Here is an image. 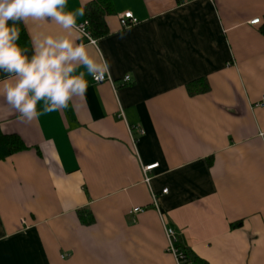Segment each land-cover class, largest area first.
Returning a JSON list of instances; mask_svg holds the SVG:
<instances>
[{
    "label": "crops",
    "instance_id": "crops-1",
    "mask_svg": "<svg viewBox=\"0 0 264 264\" xmlns=\"http://www.w3.org/2000/svg\"><path fill=\"white\" fill-rule=\"evenodd\" d=\"M89 1L68 0L77 25ZM112 2L109 34L77 40L111 80L86 74L84 96L30 122L0 94L2 131L28 147L0 158V264H176L166 227L190 264H264V0ZM24 26L29 58L63 31Z\"/></svg>",
    "mask_w": 264,
    "mask_h": 264
},
{
    "label": "clouds",
    "instance_id": "clouds-1",
    "mask_svg": "<svg viewBox=\"0 0 264 264\" xmlns=\"http://www.w3.org/2000/svg\"><path fill=\"white\" fill-rule=\"evenodd\" d=\"M67 5L68 0H0V72L6 74L0 94L23 120L30 122L39 116L41 101L44 113L66 108L70 100L87 92L86 74L100 81L110 72L103 55L93 56L89 45L77 43L87 35L76 22L83 8L66 11ZM29 20L51 21L63 30L32 37L30 58L28 48L17 43L21 35L18 25H27ZM81 67L84 71H78Z\"/></svg>",
    "mask_w": 264,
    "mask_h": 264
},
{
    "label": "trees",
    "instance_id": "trees-1",
    "mask_svg": "<svg viewBox=\"0 0 264 264\" xmlns=\"http://www.w3.org/2000/svg\"><path fill=\"white\" fill-rule=\"evenodd\" d=\"M114 13L112 0H91L84 5V15L87 21V29L95 39L102 38L109 34L107 17ZM11 21L9 24L11 25ZM21 29V35L17 43L24 44L28 40V35L24 24L21 22L18 25ZM264 34V25L262 26ZM190 95H198L210 91V84L207 78L196 79L186 86ZM27 145L23 142L20 136L16 134H7L2 131L0 126V158H6L17 152L27 149ZM241 223H238V225ZM190 261L194 260L192 251L185 248ZM204 264V262L201 261Z\"/></svg>",
    "mask_w": 264,
    "mask_h": 264
},
{
    "label": "built area",
    "instance_id": "built-area-1",
    "mask_svg": "<svg viewBox=\"0 0 264 264\" xmlns=\"http://www.w3.org/2000/svg\"><path fill=\"white\" fill-rule=\"evenodd\" d=\"M184 1H188V0H184ZM118 18H119V21H120V24L122 27H126L130 24H134V23L138 22V19L134 16V14L131 11L119 13ZM260 20L261 19H255V20L251 21V24H257L260 22ZM79 25H82L83 31L85 33H87V35L82 36V39L87 40L91 43H96L95 38L92 37L91 33L87 29V25H88L87 21H85L84 23H81ZM108 80H111V78L109 77L108 74H106L104 76L103 80H100V81L94 80V81L96 83H98V82H103V81H108ZM124 80L126 82L130 81L131 76L127 75L124 78ZM261 105H264V103L258 104V106H261ZM157 166H158V163L146 165L143 167L144 180L147 183H150V180H151V177L149 176L148 172H150L151 170H153ZM163 192H167V189H165ZM155 200H156V198H155ZM155 204L158 205L157 201H155ZM138 211H141V209L139 207L133 209V212H138ZM23 221H25V220H23ZM165 233H166V237L168 239V251L175 256L176 264H190V260L188 258L186 249L184 247L179 246V239H178V234L176 233V231L171 227H166Z\"/></svg>",
    "mask_w": 264,
    "mask_h": 264
}]
</instances>
